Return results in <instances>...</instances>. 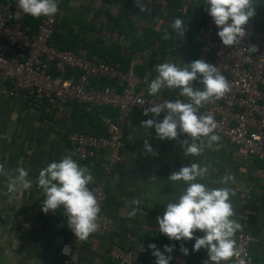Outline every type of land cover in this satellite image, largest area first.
Instances as JSON below:
<instances>
[{"label":"crops","instance_id":"obj_1","mask_svg":"<svg viewBox=\"0 0 264 264\" xmlns=\"http://www.w3.org/2000/svg\"><path fill=\"white\" fill-rule=\"evenodd\" d=\"M135 1L62 0L56 13V31L75 46L78 56L105 62L120 71L132 69L139 78L136 91L140 96L163 102L176 99L186 102L178 89H162L156 96H150L149 84L158 75L157 64L173 63L182 68L183 64L197 60L199 31L208 5L205 0H160L141 12L133 7ZM7 3L13 6L17 0ZM255 5L256 13L249 23L264 32V0H255ZM123 10L126 21L120 19L119 23L118 15ZM177 18L185 22L183 37L172 28ZM124 22L127 24L122 25ZM165 33L170 37L167 40L163 38ZM118 58L127 60L123 61L124 70ZM104 85L105 82H96L94 87ZM109 85L118 89L114 83ZM194 87L203 88L199 78ZM7 89V84L0 80V163L10 172L17 167L27 169L32 187L10 194L7 177L0 176V264H60L58 247L65 242L76 249L77 264H115L107 255L111 246L134 252L140 242L155 244L162 252L165 245H175L170 264H205L207 251L193 252L194 240L170 241L159 233L157 225V217L163 216L167 203L175 202L183 192L182 182L169 181L170 175L190 163L210 165L209 174L197 182L209 188L229 187L235 192L230 197L233 219L239 222V215L246 213L254 238L249 254L253 264H264V161L243 156L240 148L221 137L218 147L214 145L217 150L206 149L201 156L185 157L179 143L186 135L172 141L159 140L154 128L141 127L143 121L153 117L144 116L139 110L129 112L120 123L123 145L119 162L110 174L102 171L108 157L105 151L85 161L72 156L79 165L91 170L93 182L88 188L98 185L104 190L108 201L103 212L112 219L108 233L98 228L87 241L74 238L62 206L54 213L41 211L44 193L38 186L39 172L51 162L71 155L69 132L104 134L106 125L116 122V111L72 102L59 111L55 105L35 103L22 92L9 97ZM156 120L161 122L163 118L159 116ZM144 140H148L156 155L145 154ZM225 175H233L235 183L216 182ZM245 186L251 192L245 205L240 206L238 195ZM132 199L141 203L136 215L129 218ZM181 245L189 250L187 256L180 252ZM145 259L155 264L152 254Z\"/></svg>","mask_w":264,"mask_h":264},{"label":"built area","instance_id":"obj_2","mask_svg":"<svg viewBox=\"0 0 264 264\" xmlns=\"http://www.w3.org/2000/svg\"><path fill=\"white\" fill-rule=\"evenodd\" d=\"M62 0H57L58 7ZM160 0H142L149 7ZM137 6V0L133 3ZM27 15L20 12L17 3L0 6V80L7 84V95L12 97L25 93L35 103L55 105L59 111L69 102L89 108L108 107L116 111V122H110L104 134L71 131L68 134L70 152L80 161L92 158L97 152L105 151L107 160L102 171L110 174L119 162V151L123 145L124 132L121 121L132 110L144 112L151 104H162L150 97L140 96L136 89L138 76L132 69L120 71L105 62H94L77 56L68 50H60L51 44L56 14L40 17L33 30L24 21ZM247 35L240 47L227 48L222 45L211 17L206 12L204 24L199 31L200 46L197 60L217 66L230 84V92L214 103L206 105L200 114L212 115L217 123L214 134L226 139L241 149L243 156L264 161V32L251 23L245 26ZM249 47H255L252 52ZM93 82L106 85L95 88ZM114 83L118 89L109 84ZM144 101L145 104H138ZM165 113L160 117L164 118ZM100 205L98 224L103 233H108L112 219L104 214L106 195L98 185L89 188ZM251 188L245 186L238 195L240 206H244ZM240 230L235 234L237 246L242 249L240 258L228 264H253L249 247L254 242L249 218L239 215ZM88 240V239H87ZM85 240V241H87ZM151 254L148 244L140 242L134 252L113 245L108 258L115 264H152L145 259ZM60 264H77L78 254L68 243L58 247Z\"/></svg>","mask_w":264,"mask_h":264},{"label":"clouds","instance_id":"obj_3","mask_svg":"<svg viewBox=\"0 0 264 264\" xmlns=\"http://www.w3.org/2000/svg\"><path fill=\"white\" fill-rule=\"evenodd\" d=\"M206 11L215 26L219 29L217 36L223 46L240 47L247 32L245 26L255 16V0H205ZM17 6L25 15L32 18L51 17L58 11L57 0H17ZM140 11L146 10L142 0H137ZM172 28L181 37L184 36L185 22L177 18L172 22ZM163 38L169 39L165 33ZM256 52L255 47H249ZM178 67L173 63H162L155 66L158 73L149 84L150 96H156L162 89H178L179 95L186 98L175 101L165 100L162 104H151L145 108L143 115L152 119L143 121L144 129H155L156 137L161 140H177L178 136L186 135L180 141L185 157L201 156L206 149L217 150L220 137L214 134L217 123L212 115L200 114V109L224 97L230 92V84L217 66L201 60L193 61L190 65ZM199 78L203 88H195L194 82ZM138 104H145L140 101ZM165 113L161 122L156 117ZM145 154L156 155L148 140H144ZM210 165L190 163L181 167L178 172L170 175L169 181L182 182L183 192L175 202L167 203L162 217H157L158 231L170 241H192V251L201 249L207 251L205 264H227L233 258H240L242 249L237 246L235 234L241 224L233 219L235 213L230 197L235 192L229 187L209 188L197 182L209 174ZM0 176L7 177V192L16 193L32 187L28 170L17 167L11 172L0 163ZM156 178V177H155ZM93 182L91 170L78 164L72 155H67L59 161H53L40 170L38 186L43 190L44 199L41 211L44 214L54 213L63 208L67 225L74 238L85 241L90 234L96 232L100 225L98 217L100 205L95 194L88 185ZM221 185L235 183L233 175H225L216 181ZM141 203L132 199L129 204L132 210L129 218L136 215ZM202 233L196 236L195 233ZM148 249L155 257V264H170L175 245H165L163 252L155 244H149ZM180 252L187 256L189 250L181 245ZM169 254V255H166ZM239 264H245L243 259Z\"/></svg>","mask_w":264,"mask_h":264},{"label":"trees","instance_id":"obj_4","mask_svg":"<svg viewBox=\"0 0 264 264\" xmlns=\"http://www.w3.org/2000/svg\"><path fill=\"white\" fill-rule=\"evenodd\" d=\"M0 3L9 4V3H7V0H0ZM9 6H11V5L9 4ZM125 14H126V11L123 10L122 13L118 15L119 16V21H120L119 23H122V21L120 19H122V20L124 19L126 21V18L123 17V16H125ZM37 23H38V18H32L31 16H28V15L26 17V20L24 21V25H26L30 30H33L36 27ZM124 24H127V23L124 22L122 25H124ZM56 30H57V25L55 23V25L53 27L52 36L49 39V44H51L52 46H54V47H56V48H58L60 50H69V51L73 52L75 55L78 56V53H77V50L75 49V46L69 44V42L67 41L68 40L67 38H64L61 35H58ZM56 36H57V38H56ZM55 39L57 40V43L55 42ZM119 59L120 58H118V61L121 62L120 67H121V69L124 70L125 69V62H123V61H127V60H123V59L119 60ZM95 83L96 82H93L92 86H94ZM98 88H100V87H98ZM101 108L110 109L108 107H101ZM101 108H95V109H101ZM88 133L97 135L94 131H89ZM107 201H108V199L106 197L105 206L107 204Z\"/></svg>","mask_w":264,"mask_h":264}]
</instances>
